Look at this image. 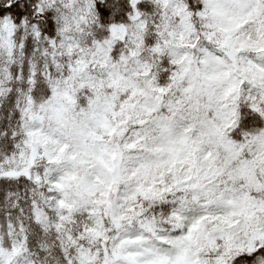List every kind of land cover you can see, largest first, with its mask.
Returning <instances> with one entry per match:
<instances>
[{"label": "snow or ice", "instance_id": "6c2138e0", "mask_svg": "<svg viewBox=\"0 0 264 264\" xmlns=\"http://www.w3.org/2000/svg\"><path fill=\"white\" fill-rule=\"evenodd\" d=\"M0 264H264V0H0Z\"/></svg>", "mask_w": 264, "mask_h": 264}]
</instances>
